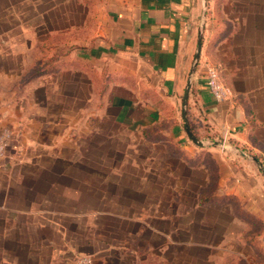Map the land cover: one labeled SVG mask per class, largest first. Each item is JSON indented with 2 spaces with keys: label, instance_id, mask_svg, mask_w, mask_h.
Listing matches in <instances>:
<instances>
[{
  "label": "rangeland",
  "instance_id": "374dc122",
  "mask_svg": "<svg viewBox=\"0 0 264 264\" xmlns=\"http://www.w3.org/2000/svg\"><path fill=\"white\" fill-rule=\"evenodd\" d=\"M212 2L198 63L206 86L201 65L209 58L229 87L210 33L223 0ZM96 3L0 0V105L12 115L54 120L43 134L50 171L39 176L52 185L45 186L50 217L44 228H30L29 264H80L82 257L92 264H203L200 239L216 236L200 231L201 221L232 214L258 228L232 195L216 192L219 199L204 207L197 202L218 177L213 157L239 155L188 140L180 105L191 60L171 96L138 60L101 51ZM222 135L205 139L225 143ZM250 243L247 253L263 260L259 243ZM221 264L248 263L227 255Z\"/></svg>",
  "mask_w": 264,
  "mask_h": 264
},
{
  "label": "crops",
  "instance_id": "0c3cea01",
  "mask_svg": "<svg viewBox=\"0 0 264 264\" xmlns=\"http://www.w3.org/2000/svg\"><path fill=\"white\" fill-rule=\"evenodd\" d=\"M204 1L206 11V6L209 10L215 0ZM93 9L92 18L100 28L97 41L101 51L138 60L174 97L183 69L192 61L202 24L200 54L186 113L200 135L197 138L206 142L207 135L208 140L222 133L228 150L239 155L213 157L218 171L217 194L236 197L258 228L255 230L249 222L232 214L226 221L217 214L212 223L201 221L200 231L216 236L200 239L201 260L203 264H221V259L230 255L248 264H264V258L247 253L250 239V244L255 241L264 251V175L254 160L230 148L243 150L264 168V0H223L221 13L214 16L213 26L217 29L210 32L216 44L214 51L229 75L232 91L228 98L219 101L206 86L198 63L208 39L203 29V0H97ZM96 49L90 47L85 57L90 58ZM208 60H203L201 69L205 70ZM195 109L200 116L193 112ZM50 124L54 120L33 114L12 115L8 106L0 105V128L12 130L7 155L0 159V264H29L30 228L48 225L45 186L52 185L39 176L50 171L43 162L48 153L43 134ZM215 147L218 145L212 146Z\"/></svg>",
  "mask_w": 264,
  "mask_h": 264
},
{
  "label": "water",
  "instance_id": "95a60500",
  "mask_svg": "<svg viewBox=\"0 0 264 264\" xmlns=\"http://www.w3.org/2000/svg\"><path fill=\"white\" fill-rule=\"evenodd\" d=\"M203 16H204V11H205V1L203 0ZM201 40H202V24L200 25V29L198 32V36H197V42H196V48L193 54V58L191 61V65L189 67V71H188V75H187V79H186V84L183 90V94L181 97V105H180V116L183 122V127L184 130L187 134V137L189 138V140H191L194 144H196L197 146H204L206 142L213 144V145H218L221 146L222 148H228L226 143L220 141V140H214V141H204L203 139L197 138L191 131V128L189 126L188 123V119H187V114H186V110H187V99H188V94H189V90L191 87V80H192V76L199 58V54H200V48H201ZM231 149L237 151L239 154L246 156L252 160H254V162L257 163V165L259 166V168L262 170L263 175H264V168L262 166V164L260 162L257 161V159H255L254 157H252L251 155L247 154L246 152H244L243 150L231 146Z\"/></svg>",
  "mask_w": 264,
  "mask_h": 264
},
{
  "label": "built area",
  "instance_id": "2783aa9c",
  "mask_svg": "<svg viewBox=\"0 0 264 264\" xmlns=\"http://www.w3.org/2000/svg\"><path fill=\"white\" fill-rule=\"evenodd\" d=\"M206 83L209 91L216 100H223L231 95V90L226 86L221 78L219 70L216 66L207 63L205 64ZM11 138V132L8 129H4L0 133V158L4 157L8 148V144ZM264 242V237H263ZM80 264H92L89 257H82L79 259Z\"/></svg>",
  "mask_w": 264,
  "mask_h": 264
},
{
  "label": "trees",
  "instance_id": "16d2710c",
  "mask_svg": "<svg viewBox=\"0 0 264 264\" xmlns=\"http://www.w3.org/2000/svg\"><path fill=\"white\" fill-rule=\"evenodd\" d=\"M147 109L152 111V108L150 106H145ZM187 119H188V123L189 126L191 128L192 133L196 136V137H200L199 133L197 132V130L194 128L193 123L191 122V120L189 119V114H187ZM209 135H207L208 137ZM210 137V136H209ZM245 150V149H244ZM247 151V150H246ZM257 158H259V156L255 155ZM262 163L264 164V160L262 161ZM211 189H204L201 190L198 194L197 197V202L199 205L204 204V203H208V202H215L219 199L218 195L216 194L217 192V184L216 181L213 182V184L211 185ZM86 245H93V241L91 239L87 240Z\"/></svg>",
  "mask_w": 264,
  "mask_h": 264
}]
</instances>
